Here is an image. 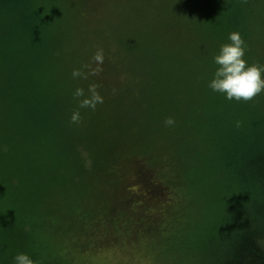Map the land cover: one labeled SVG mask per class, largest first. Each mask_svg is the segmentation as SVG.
Segmentation results:
<instances>
[{
	"label": "trees",
	"instance_id": "obj_1",
	"mask_svg": "<svg viewBox=\"0 0 264 264\" xmlns=\"http://www.w3.org/2000/svg\"><path fill=\"white\" fill-rule=\"evenodd\" d=\"M143 6L123 11L120 42L138 61L144 98L135 143H120L99 139L91 110L70 122L84 88L71 73L83 69V41L102 30L81 26L86 5L0 0V264L21 252L34 264H76L67 251L113 244L117 205L96 178L132 157L135 203L185 198L173 230L158 234L172 264H264V92L236 102L208 87L229 33L241 35L248 64L264 66V0H151L152 37L140 31Z\"/></svg>",
	"mask_w": 264,
	"mask_h": 264
},
{
	"label": "rangeland",
	"instance_id": "obj_2",
	"mask_svg": "<svg viewBox=\"0 0 264 264\" xmlns=\"http://www.w3.org/2000/svg\"><path fill=\"white\" fill-rule=\"evenodd\" d=\"M81 1L89 12L84 21L81 20V26H100L102 29L101 31L96 29V37L90 35L83 41L87 49L83 57L82 72L87 73V66L96 67L92 58L97 51L102 50L105 57L101 66L103 71L98 76L89 75L87 79H82L86 93L88 86L95 84L98 92L104 97V103L97 105L96 111L91 110L92 125L99 123V139L102 138L103 142H106L104 141L106 138L116 137L120 143H123V140L135 143L136 114L139 113L138 108L143 107V104L138 101L144 98V93L140 90L142 79L140 70L134 63L138 61L133 58L132 51L123 47L120 39L128 32V29L122 28L124 12L131 13L132 7L139 8L141 4L144 5L145 15H143L140 31L147 37H152L151 17L145 18L147 15L150 16L151 0ZM115 12L117 15L113 14ZM132 32H135V29ZM120 148L123 146L120 145ZM136 153L134 145L132 156L136 157ZM130 160L131 162L123 161L122 163H117L116 160L114 164L117 163V165L114 166L112 175L103 174L96 178L103 195L107 194L115 198L118 211L113 219L118 220L119 231L117 237L112 235L111 240L114 238L117 240L113 244L109 241L104 248L96 245L94 249L87 248L83 251L74 248L72 243L68 242V250L74 249L67 251V257L74 258L76 264H172L170 259L173 257L174 249L168 242L163 243V237L158 234H162L161 230L171 226L173 221L171 213L184 206L185 198L180 192L168 198L167 201H161L162 203L154 200H147L142 206L135 203L133 199L140 193L141 188L136 182L135 159L132 157ZM198 212L200 210L197 209V214ZM157 213L160 216L155 218L154 215ZM187 221L183 218L181 223H178L185 227ZM198 224V221L193 220L188 227L198 226ZM150 227L158 231L154 232ZM168 230H173V225ZM174 231H179V228H175ZM99 237H105V234ZM178 242L179 240L175 242L176 247H178L177 244L183 243Z\"/></svg>",
	"mask_w": 264,
	"mask_h": 264
},
{
	"label": "clouds",
	"instance_id": "obj_3",
	"mask_svg": "<svg viewBox=\"0 0 264 264\" xmlns=\"http://www.w3.org/2000/svg\"><path fill=\"white\" fill-rule=\"evenodd\" d=\"M227 39L229 42L222 44L213 57L216 68L208 87L229 101H251L264 92V66L248 64L245 59L246 44L239 32L229 33ZM104 58L103 51H97L92 58L96 67L87 66V73L74 69L71 73L72 78L87 79L89 75L98 76L103 71L101 66ZM73 98L78 102V110L73 111L70 122L77 125L82 119L80 109L95 111L97 105L104 103V97L98 92L95 84L88 86L87 93L84 88L77 87L73 92ZM174 123L172 118L165 121L168 126ZM13 264H34V261L27 253L21 252L13 257Z\"/></svg>",
	"mask_w": 264,
	"mask_h": 264
}]
</instances>
